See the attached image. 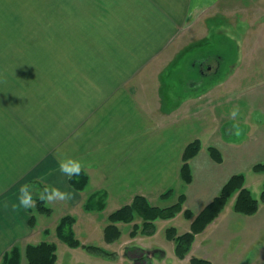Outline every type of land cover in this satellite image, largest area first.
Here are the masks:
<instances>
[{
	"label": "crops",
	"instance_id": "1",
	"mask_svg": "<svg viewBox=\"0 0 264 264\" xmlns=\"http://www.w3.org/2000/svg\"><path fill=\"white\" fill-rule=\"evenodd\" d=\"M74 1L71 14L76 12L81 18L77 32H71L70 43L57 44L52 64L38 62L37 68L45 71H40L37 77L17 79L30 80L24 84L35 87H26L6 99V119L0 124V264L14 247L21 248L24 261L26 248L43 242L57 246V264L56 229L62 218H75V234L79 223L90 230L101 229L104 234L108 217L130 205L137 196L145 197L154 206L168 207L184 194L188 203L189 189L196 186L203 173L211 171L212 179L203 182L199 189V211H192L196 217L220 195L232 177L224 179L219 173L213 176V171L222 169L225 162L220 149L231 152L243 144L231 139L236 133L237 119L244 117L240 122L248 127L250 134L258 122L250 119V108L239 111L236 117L230 118V113L238 101L237 88L244 81V76L240 77L242 81L238 79V73L257 61L255 53L261 49L238 47L232 72L216 82L214 76L222 59L201 49L207 43L211 24L218 19L229 20L238 6H243L242 2ZM42 46L38 44L37 49ZM230 52L233 50L229 46L223 50V53ZM187 53L193 61L183 67L182 72L187 73L183 80L173 73L181 70ZM177 80H182V87L179 88ZM28 95L35 98L29 99ZM16 100L21 101L18 107L9 102ZM195 140L201 141L202 148L190 162L193 181L185 184L181 179L183 155ZM211 147L220 151L221 163L212 158ZM63 156L79 159L84 164L82 172L88 177V185L83 191L73 188L70 180L59 172L58 158ZM41 177L46 178L47 184L75 192L72 200L53 204L63 208L53 229L44 224V218H52L54 214V208L48 204L45 206L51 211L49 215L38 212L36 205L15 211L12 208V204L19 203L18 190L23 184L43 188ZM170 189L174 190L173 197L161 200V195ZM37 198L34 193L33 199ZM92 200L96 207L87 210ZM232 200L225 210L235 204V197ZM33 216L35 225L31 222ZM187 221L190 224L186 232H189L192 220ZM169 222L157 221L154 236L160 225L163 227V223ZM141 223L138 219L131 225L118 224L122 232L120 240L106 243L107 247L103 248L117 257L105 258L104 264H128L124 255L127 248H148L143 240L154 236H131L133 226ZM125 225L129 226L126 235ZM212 225L196 236L188 259L191 255L197 257L193 252L198 238ZM45 235L54 238L51 242L43 241Z\"/></svg>",
	"mask_w": 264,
	"mask_h": 264
},
{
	"label": "rangeland",
	"instance_id": "2",
	"mask_svg": "<svg viewBox=\"0 0 264 264\" xmlns=\"http://www.w3.org/2000/svg\"><path fill=\"white\" fill-rule=\"evenodd\" d=\"M237 2H242L243 6H238L236 13L228 18L229 20L218 19L211 24L207 43L201 49L203 53L207 51L212 52L210 54L212 56L224 57L219 63L220 69L214 76V82L226 79L232 72L231 66L238 57L236 53L238 47L258 46L261 49L259 53H255V56L258 57L257 61L248 69L238 73V79L242 81L240 77L244 76V81L241 86H238L235 94L238 95L235 107H238L240 112L250 108L252 110L250 119L253 122H258L255 123L256 126L252 127L253 134H250L248 127L240 122L244 117L237 119L236 131L239 130L240 134H232L231 139L235 138L238 143L243 142V144L231 152L220 149L225 165L223 164L222 169L213 171V176L219 173L225 179L230 176L244 175L246 187L248 186L253 196L260 200L264 188V173H255L253 167L257 164H264V0H237ZM75 3L74 0H0V124L6 119L4 116L6 99H11L16 96V92L25 90L26 87H35L32 84H24L30 80L23 82L17 79H30L37 77L40 71L42 73L44 69L37 68L38 62H42L43 65L52 64L53 52L56 53V48L59 47L57 44L63 46L70 43L71 32L75 34L79 29L81 17L76 16V12L71 14L70 11ZM73 10L75 11L74 8ZM215 28L217 29L215 30ZM219 29L220 32L217 31ZM38 44L44 46L38 50ZM68 45L67 49H69ZM228 46L232 47L233 52L223 53L224 48ZM219 50L222 52L219 53ZM38 52H40L39 58ZM192 61L191 54H185L181 70L173 73V76L185 80L187 73L184 74L182 69ZM180 81L177 80L179 88L183 84L182 80ZM28 97L29 99L35 98L29 95ZM9 102L16 107L21 104V101L17 100ZM10 103L8 105L13 108ZM211 179V171L208 174L203 173L197 179L196 186L189 189L187 209L194 213L199 211L200 204L197 202L201 198L199 189L203 187V182L208 183ZM47 206L54 208V214L52 218L45 217L44 224L53 229L60 219L63 208L60 205ZM33 211L37 215V212ZM41 220L38 222L40 227L43 226ZM163 224V227L159 226L156 236L143 240L146 246L152 247V252L162 249L167 252L166 258H156L152 263L190 264V260L179 261L174 252V242L167 239L169 228L175 227L179 235L183 234L189 229V221L181 215L177 219ZM128 230L129 226L125 225L123 227L125 235ZM76 235L84 244L104 249L107 247L101 229L90 230L79 223L76 227ZM52 238L54 237L45 235L43 241L51 242ZM204 241L205 243H203ZM56 243L59 247L57 264L107 263L105 258L90 255L81 248L71 249L57 237ZM193 255L197 257L206 255L210 257L209 260L213 264H264V204H260L258 213L246 216L237 214L232 203L215 220L212 227L198 238ZM191 257L193 256L191 255ZM22 264L28 263L24 260Z\"/></svg>",
	"mask_w": 264,
	"mask_h": 264
},
{
	"label": "trees",
	"instance_id": "3",
	"mask_svg": "<svg viewBox=\"0 0 264 264\" xmlns=\"http://www.w3.org/2000/svg\"><path fill=\"white\" fill-rule=\"evenodd\" d=\"M202 144L200 140H195L186 148L183 155V165L181 168V179L185 184H191L193 181V172L191 168V160L194 159L201 151ZM212 158L221 163L223 161L221 153L214 147L210 148ZM253 171L257 174L264 173V164H257L253 167ZM70 184L78 191H83L88 185V177L84 172L78 176L72 177ZM246 178L244 175H235L226 183L219 196L207 205L204 210L194 217V213L189 209H184L187 198L182 194L176 203L168 207H159L152 205L145 197L137 196L130 205H126L115 211L108 217L109 224L104 230V239L108 244L118 242L122 236V232L118 224L131 225L138 219L142 220L141 225L133 226L131 236L133 238L138 235L152 236L156 232L155 223L159 220H172L179 214L183 213L187 220H192L191 230L182 235L178 234L176 228L172 227L167 230V239L174 242L175 253L179 259H184L191 251L196 236L204 232L225 210L232 198L236 197L234 211L240 215L253 216L258 213L260 204H264V188L261 199L257 200L252 192L246 188ZM174 190L170 189L161 195V200L168 201L174 195ZM97 196L94 198V200ZM92 200V206L87 210L95 208V201ZM100 201H103L102 199ZM37 211L46 215L50 214V209L45 206L44 202L36 199ZM100 209L102 203H100ZM32 225H35L36 220L33 216L31 219ZM76 220L72 216H66L61 219L56 233L61 242L73 249L83 248L88 253L102 257L114 258L117 255L104 250L101 247L93 245H83L76 237L74 232V224ZM22 250L20 247H14L8 252L2 264H22ZM25 257L28 264H56L57 262V246L53 243L43 242L39 245H29L25 251ZM191 264H212L208 260L193 258Z\"/></svg>",
	"mask_w": 264,
	"mask_h": 264
},
{
	"label": "clouds",
	"instance_id": "4",
	"mask_svg": "<svg viewBox=\"0 0 264 264\" xmlns=\"http://www.w3.org/2000/svg\"><path fill=\"white\" fill-rule=\"evenodd\" d=\"M238 113V107H234L230 113V118L236 117ZM235 134L239 135V130H237ZM83 169L84 164L79 159L70 156L58 158V170L68 180H71L74 176H78ZM45 179V177L40 178V183L43 184L42 189H35L31 184L28 183L23 184L18 190L17 199L19 203L12 204L13 210H19L20 207H23L24 209L35 207L36 201L33 199L34 193L38 196V199L41 202H44L48 205H53L57 202H67L74 198V190L62 189L58 186L47 184L45 183ZM5 207H8L7 203H5Z\"/></svg>",
	"mask_w": 264,
	"mask_h": 264
},
{
	"label": "flooded vegetation",
	"instance_id": "5",
	"mask_svg": "<svg viewBox=\"0 0 264 264\" xmlns=\"http://www.w3.org/2000/svg\"><path fill=\"white\" fill-rule=\"evenodd\" d=\"M218 32H220V29L217 30ZM232 49V47H229ZM220 56V55H219ZM220 58L223 60V58L220 56ZM221 60V62H222ZM218 72H219V69H218ZM226 209V208H225ZM224 212V211H223ZM222 212V213H223ZM221 213V214H222ZM219 218V217H218ZM141 220V219H140ZM163 221H168V220H163ZM142 222V220H141ZM215 222V221H214ZM142 224V223H141ZM172 228V227H171ZM175 228V227H174ZM191 230V229H190ZM156 232H157V228H156ZM155 232V234H156ZM187 233V232H186ZM203 233V232H202ZM154 234V235H155ZM184 234V233H183ZM152 235V236H154ZM182 235V234H180ZM199 235V234H198ZM148 237V236H147ZM195 243V242H194ZM194 245V244H193ZM148 247V246H147ZM193 248V247H192ZM192 251V249H191ZM190 251V253H191ZM174 252H175V244H174ZM190 253L184 258V259H179L177 256V258L181 261H184L189 255ZM124 255L127 257L128 259V264H153V260L154 259H164L166 258V252L163 251V250H157V251H153L152 252V247H148V248H145V249H142V248H139V247H132V248H127L124 252ZM176 255V253H175ZM163 256V257H162ZM162 257V258H161ZM193 258H199V257H191L190 259V264H191V260ZM200 259H204V258H200ZM204 260H208V259H204ZM210 261V260H208ZM211 262V261H210ZM212 263V262H211ZM213 264V263H212Z\"/></svg>",
	"mask_w": 264,
	"mask_h": 264
}]
</instances>
